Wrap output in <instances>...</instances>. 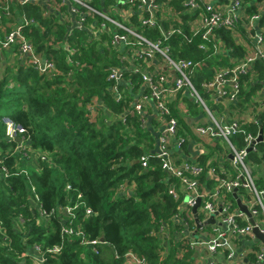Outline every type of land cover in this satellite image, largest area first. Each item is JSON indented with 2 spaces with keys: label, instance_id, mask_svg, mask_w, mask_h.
I'll return each mask as SVG.
<instances>
[{
  "label": "trees",
  "instance_id": "1",
  "mask_svg": "<svg viewBox=\"0 0 264 264\" xmlns=\"http://www.w3.org/2000/svg\"><path fill=\"white\" fill-rule=\"evenodd\" d=\"M92 5L100 10L107 5L119 9L117 0H102L101 3L97 0ZM49 7L36 2H15L11 7L16 21L23 15L29 20L23 27L24 36L38 54L54 63L55 69L40 72L32 65L20 63L14 67L5 66L8 68L0 73V158L9 167L18 160L29 171V179L23 175L0 178V264L18 261L20 254L27 253L34 244L49 246L60 242L63 244L61 252L48 258L53 264H124V254L129 251L145 257L150 264H193L194 252L187 244L174 240L177 228H173L171 217L177 211V202L168 193L170 179L153 157L156 132L142 126L132 111L134 97L148 90L143 85L142 75L122 68L123 80L117 85L122 97L117 101L113 82L108 79V68L126 67L123 57L126 51L121 44L110 43L112 29L109 24L106 23V29L89 33L74 26V16L60 0H52ZM165 7L179 12L182 24L181 32L172 34L162 44L170 45L174 58L184 57L202 63L190 74L200 93V82L211 80L215 68L231 66V59L243 54L232 36L235 27L215 30L226 51L213 54L211 42L207 43V50L198 48L201 38L199 34L192 35L188 24L192 18L184 12L182 0H170ZM134 9L135 13L130 14L126 23L149 40L162 39L157 28L139 24L140 12L136 5ZM246 11L250 14L255 8L249 6ZM112 15L119 17L114 12ZM11 19L4 16L1 22L4 25L15 22ZM169 19L162 22L165 28L169 22L180 24L174 15ZM187 37H191L190 42ZM64 45L74 51L68 53ZM257 64L264 69V63L257 61ZM249 77L250 73L239 77L238 97L244 103L253 89L252 86L243 89ZM170 109L177 119V136L199 141L176 102L170 103ZM3 116L25 128L31 147L48 154L49 159L34 167L28 163L30 160L15 152L17 141L6 138ZM257 117L258 114L247 126L243 124L245 134L256 135L260 126L264 133L263 117ZM151 125L156 129L154 121ZM241 138L237 135L233 140L241 145ZM201 142L208 149L201 163L220 150L224 151L225 158L224 143L219 140ZM255 147L248 152V159L261 163L264 141ZM143 154L149 156L147 168H142L138 162ZM225 162L229 161L225 158ZM254 181L258 187H264V171L255 176ZM31 184L46 210L67 202L68 197L74 199L77 192H81L93 213L83 218L80 212L78 221L90 238L104 239L100 252L94 253L90 246L81 245L77 239H62L58 218L42 220L32 200ZM67 184L71 189L66 190ZM228 197L234 205L230 193ZM165 225L169 226L170 233L168 254L159 261L164 248L159 234ZM3 236H7V241ZM24 258L30 260L28 254Z\"/></svg>",
  "mask_w": 264,
  "mask_h": 264
},
{
  "label": "built area",
  "instance_id": "2",
  "mask_svg": "<svg viewBox=\"0 0 264 264\" xmlns=\"http://www.w3.org/2000/svg\"><path fill=\"white\" fill-rule=\"evenodd\" d=\"M15 2L19 4L36 2L49 5L52 0H0V52L14 51L15 48L19 54L28 56L27 65L34 66L40 72L53 71L54 63L38 54L31 42L24 36L23 27L29 23L25 15L18 18V21L15 20L9 29L4 28L1 22L2 18L4 16L10 19L13 17L11 7ZM60 2L66 4L70 14L74 16V26L94 33L95 30L99 32L106 29L109 24L112 29L110 43L112 45L121 44L125 47L126 52L123 57L127 61L126 67L112 66L108 68V79L113 82L112 90L117 101L122 97V92L117 88V85L123 80L122 68L142 75L143 85L148 90L134 97L132 111L137 114L142 126H148L145 106L151 102L156 116L163 122V127L156 132L158 133L157 148L153 157L158 160L160 169L170 179L168 193L177 202V211L171 217L173 228H177L174 232V240L182 241L194 252L193 264H196L197 260L200 264H231L230 261L234 257L246 262V259L250 258V254H254L252 260L264 259V247L253 251L246 249L236 251L242 240L250 239L254 235L252 232L254 225L249 222L248 216L240 211L236 199L232 196L234 189H237L238 198H240V194L246 199H250L251 196L249 204L244 203L241 198L240 200L248 207L255 226L264 234V187L260 188L255 184L252 170L246 163L248 160L247 148L257 134H245L242 120L221 123L212 116L210 124L193 128L194 135L199 139L200 144L201 140L206 142L219 140L225 144L227 152L225 158L230 163V167L226 171L218 169L217 165L212 162L213 157H209L205 163L187 159L178 161V157L172 151V139L175 140L176 147L181 148L187 137L177 136V119L171 114L170 102H167L166 94L187 90L195 102L206 108L202 95L190 78L193 69L198 67L201 62H194L184 57L174 58L171 55L170 45L162 44L172 34L181 32L182 20L175 19L180 23L178 26L169 22L168 27L165 28L162 22L168 17L163 16L161 11L162 2L158 0H117V3L121 4L120 10H134L136 5L140 12L138 21L141 26L158 29L163 38L154 41L138 33L134 26L126 23L127 20L115 17L105 9H97L92 5L91 0H60ZM182 4L185 12L189 13L191 17L200 14L198 28L193 29L190 25L191 20H188L192 35H200L201 42L198 48L207 50L209 49L207 43L211 42L213 54L219 52L223 44L222 40L216 37L215 30L220 27L236 26L239 16L235 11L241 5V0H233L226 4L225 9L229 11L228 14H223L221 5L204 0H182ZM112 6L116 10V6ZM168 10L172 12V15L177 13L171 7ZM262 16L255 13L248 15V18L250 21H257L261 20ZM254 38L255 48L251 52L236 61L233 67L218 71L214 78L204 84L205 87L216 88L217 94L226 102L237 100L240 88L239 77L250 73V67L255 62L264 63V29L255 32ZM190 41L191 37H187V42ZM63 48L68 53L74 51L69 45H64ZM68 60L70 59L68 58ZM151 67H157V70H148ZM168 70L173 74L171 85H168ZM223 83L229 84L230 88L224 89ZM2 120L6 124V138L17 141L15 152L30 160L28 163L31 166H33V160L40 162L49 159L48 154L31 147L30 138L27 136L25 128L8 116H3ZM237 135L242 136L241 145H237L233 140ZM230 154L232 155L231 159L229 158ZM138 162L142 168H147L149 156L141 155ZM11 175H23L29 179L28 168L22 166L18 160L9 167L0 158V178L5 179ZM69 189L71 186L67 184L66 190ZM30 192L42 220L49 221L52 218L60 220L62 239L65 238L68 241L77 239L81 245L90 246L94 253L100 252V244L103 241L98 237L90 238L78 221L80 212L83 218L93 213L92 209L85 204L81 192H77L74 199L68 197L66 198L67 202L59 203L49 210L42 208L39 196L32 184ZM229 193L234 198V205L228 197ZM198 198H200V202L196 208V214L199 222L203 223L211 217L214 220L213 223L199 228L196 226L192 212V207ZM259 217L262 218V222H259ZM177 234L180 237H177ZM169 235V226L165 225L159 234L160 240L164 244L159 261L168 254ZM3 239L7 241V236H3ZM260 242L264 244V242ZM253 244L251 247H258V243L253 242ZM62 247V242L49 246L34 244L27 250V253H21L20 259L12 264H53L48 258L58 255ZM27 254L29 261L24 258ZM124 260V264H150L145 257L131 251L124 254Z\"/></svg>",
  "mask_w": 264,
  "mask_h": 264
},
{
  "label": "crops",
  "instance_id": "3",
  "mask_svg": "<svg viewBox=\"0 0 264 264\" xmlns=\"http://www.w3.org/2000/svg\"><path fill=\"white\" fill-rule=\"evenodd\" d=\"M96 1L97 0H91L92 4H93V2L95 3ZM99 1L101 3L102 0H99ZM158 1L163 3V5L161 7V11L163 10V7L167 9L166 14H163V16L168 17V19H165V20H170L169 18L172 16V12L169 11L167 7H165L166 3L167 2L169 3L170 0H158ZM204 1L210 2V3L215 4V5H221V8L223 9V14H228L229 11L227 9H225V6L227 3H231L233 0H204ZM117 5L119 7L118 10H114L112 5H107V6H105L104 9L107 11H113L114 13L118 14V16L120 18L125 19V20L128 19L130 14L135 13V9L134 10H120L121 4L118 2ZM249 6H254V8H255V11L253 13H250V14L256 13V14L264 15V0H241V5L235 11V13L239 16V18L237 20V24L235 26V29H232V36H233L235 43L242 48L241 51L243 54L240 56H237L236 58L232 57L233 60L231 59V61H232L231 63L233 65L236 64V62H233V61H238L241 57L245 56V54H248L249 52H251L255 48L254 33L255 32L257 33L259 30L264 29V21H261L260 19L257 21H250V19L248 18V15H250V14L246 11V9ZM48 7H49V5H48ZM178 15H179V12H177L174 15V19H180L178 17ZM191 18H192L190 21L191 27L193 29L198 28L200 25V14H197ZM11 24H12L11 22H8L6 25L3 24V26L5 29H9L11 27ZM225 51H226V47L223 45L220 47V50L217 53L225 52ZM5 53L8 55L9 54L10 55L17 54L18 58L21 60V62L24 65L28 64L27 63L28 56L19 54L18 52H16L15 48H14V51H1L0 52V58L3 59L4 56L2 54H5ZM233 65H231V66L230 65H226V66L222 65V66L215 68L213 78L215 77V75L218 71L223 70V69H229V68L233 67ZM201 66H202V63L198 67L200 68ZM149 69L150 70H157V67H151V68H148V70ZM249 78H250L249 80H245L244 85H243V89L246 87L249 88L251 86L253 88H255L259 85L258 88L251 90L250 96H251V98H255L256 93L258 96L264 95V69L260 68L259 64L256 65V62L253 64V66L250 67V77ZM205 82H208V80H202L200 82L199 91L202 95V98L204 99V103H205V106L207 109L205 107H203L201 104L200 105L202 108L201 107L199 108V106L195 103V101L190 96V94L187 90H184L183 92H180V93L168 92L166 94L167 102H170V103L176 102L177 103V106H178L183 118L185 120L186 119L188 120V125L192 131H193V128L195 126L210 124L211 119H212L211 116L221 123H228V122H231L233 120H237L235 118V117H237L236 116V113L238 112L237 110H245L246 111L245 107L247 106V104L242 101L241 97H238L237 100H235L233 102H226L217 94V92L215 91L216 88H213V86L205 87L204 86ZM172 83H173V74H171V71L168 70V85H171ZM222 87L224 89L230 88L229 84H227V83H223ZM206 99L212 105L211 110L209 109V105L207 104ZM187 100H189V101H187ZM229 105H230V108H228ZM263 107H264V105H263ZM145 110L147 111L146 114H147L148 127L150 129L154 130L155 132H158L163 127L162 126L163 122L161 121V119L158 116H156V111H155L151 102H148V104L145 106ZM230 113H232L233 115L235 114V115L231 116ZM261 117H263L262 113L258 114L257 119H259ZM152 121H154L156 129H154L152 127V125H151ZM262 124H264V118L262 119ZM156 148H157V140H156V146L154 147V151H156ZM172 151L175 154V156L178 157L177 158L178 161L181 159H187V160H197L199 162H202V159L207 154L208 149L205 146L200 145L199 141L193 140L192 138H190L188 136L185 139L181 148H177L176 144H175V140L172 139ZM223 153H224L223 150H220L219 152H217L216 153L217 155L213 156V161H212L217 165V167L220 171H222V170L226 171V169H229V167H230L229 162H228V164H226L225 159L223 157L224 156ZM248 160L250 161V159H248ZM253 164L254 165L251 166L250 168H251L252 173L255 177L264 171V161L261 163L253 162ZM257 169L260 170L259 174H255V170H257ZM239 197L242 199V201L244 203L249 204L251 196H250V199L244 198L242 194H240ZM259 219H260L259 222H262V218L259 217ZM0 230H2L1 227H0ZM176 236L180 237L179 234H177ZM249 242H251V244H249ZM253 242L258 243L257 244L258 247H251L254 245ZM261 247H264V244H262L260 241H257V237L252 235V237L250 239L242 240L240 242V244L238 245L236 251L239 252L242 249L253 251V250H257ZM253 256H254V254H250V258L246 259L247 260L246 262L244 260L240 261L239 259H237L235 257L230 262H231V264H264V259H261L259 261L257 259L252 260V258H254ZM196 264H200L198 260H197Z\"/></svg>",
  "mask_w": 264,
  "mask_h": 264
},
{
  "label": "rangeland",
  "instance_id": "4",
  "mask_svg": "<svg viewBox=\"0 0 264 264\" xmlns=\"http://www.w3.org/2000/svg\"><path fill=\"white\" fill-rule=\"evenodd\" d=\"M54 4L57 6V3H54ZM166 11H167V9L163 7L162 13L166 14ZM110 13L112 14L113 12L110 11ZM110 13H108V14L110 15ZM15 17H16V13L14 12L13 18L11 20L14 21ZM2 55L4 56V58L3 59L0 58V62H2L1 66H0V73L2 72L3 69L8 68L5 66L14 67L16 64L22 63L21 60L18 58L17 54H14V55L9 54L8 55L5 53ZM258 86L253 88V89L258 88ZM206 101H207V104L209 105V109L211 110L212 105L209 103V101L207 99H206ZM246 104H247V106L245 107L246 111L245 110H237L238 111L236 113L237 117H235L237 120H242L244 122V125L247 126L248 124H250L254 121L256 115L259 113H262V116L264 118V111H263L264 110V107H263L264 95L258 96L256 93L255 98H251V96H250V98L247 99ZM228 108H230V105L228 106ZM230 114H231V116L235 115V114L233 115L232 113H230ZM200 145L204 146L203 143H201ZM246 163L248 164V167H251L254 165L253 162H251L249 160H247ZM38 164H39V162H37L36 160H33V166L34 167L37 166ZM259 173H260L259 169L255 170V174H259Z\"/></svg>",
  "mask_w": 264,
  "mask_h": 264
},
{
  "label": "water",
  "instance_id": "5",
  "mask_svg": "<svg viewBox=\"0 0 264 264\" xmlns=\"http://www.w3.org/2000/svg\"><path fill=\"white\" fill-rule=\"evenodd\" d=\"M156 138L158 136V133L155 134ZM264 141V133H263V129L260 126L259 131L257 133L256 138L252 141V143L250 144V146L247 148V151H251L254 150V147L257 143ZM229 158H232V155H229ZM237 189H234L232 192V196L236 199V204L238 206V208L240 209V211L244 212L248 218H249V222L254 225L252 228V232L254 233V235L257 237V240H260L262 242H264V234L259 230V228L257 226H255V221L253 219V216L251 215L250 211L248 210V207L242 203V201L240 200V198L237 197L236 194ZM200 202V198L197 199L196 204L192 207V212L194 213V221L196 223L197 228L209 224V223H213V218L211 217L209 220L201 223L199 222L198 218H197V214H196V208L198 207ZM101 241H104V239L101 237L100 238ZM249 244H251V242H249Z\"/></svg>",
  "mask_w": 264,
  "mask_h": 264
}]
</instances>
